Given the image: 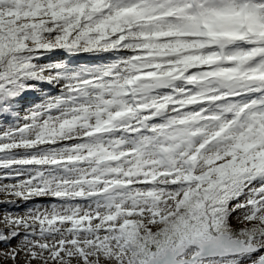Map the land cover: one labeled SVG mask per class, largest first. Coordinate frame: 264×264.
<instances>
[{"label":"snow or ice","instance_id":"1","mask_svg":"<svg viewBox=\"0 0 264 264\" xmlns=\"http://www.w3.org/2000/svg\"><path fill=\"white\" fill-rule=\"evenodd\" d=\"M0 264H264V0H0Z\"/></svg>","mask_w":264,"mask_h":264}]
</instances>
